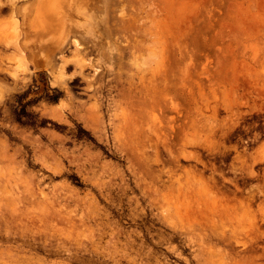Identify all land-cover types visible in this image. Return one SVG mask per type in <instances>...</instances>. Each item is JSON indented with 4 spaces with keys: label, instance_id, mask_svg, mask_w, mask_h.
<instances>
[{
    "label": "rangeland",
    "instance_id": "374dc122",
    "mask_svg": "<svg viewBox=\"0 0 264 264\" xmlns=\"http://www.w3.org/2000/svg\"><path fill=\"white\" fill-rule=\"evenodd\" d=\"M21 1L0 264H264V0H62L37 27Z\"/></svg>",
    "mask_w": 264,
    "mask_h": 264
},
{
    "label": "bare ground",
    "instance_id": "6f19581e",
    "mask_svg": "<svg viewBox=\"0 0 264 264\" xmlns=\"http://www.w3.org/2000/svg\"><path fill=\"white\" fill-rule=\"evenodd\" d=\"M27 4H29V5L27 6ZM60 4H62V0H22L20 5H17L16 7H14L13 10L17 11L21 14H22V12H23V14H29L31 11H34L35 12L34 18H36V23L33 22V25L35 24L34 26L37 27V26H41L43 24H46L47 22L55 21L56 18H59V16H61V14L58 10L60 7ZM24 5H26V6L23 9ZM4 10H12V9H11V7H2V5L0 4V14ZM70 16H71V14H70ZM51 17H54V18L52 19ZM73 28H75L74 25H71L70 29L72 30ZM101 29L104 30L103 27ZM105 35H106V32H105ZM105 35H104V31H102V33L99 35V38L101 39V40H99V42H102V37ZM83 50H85V48L81 49V48H78L76 46L75 55L81 54L83 52ZM112 57L115 58L114 56H112Z\"/></svg>",
    "mask_w": 264,
    "mask_h": 264
}]
</instances>
